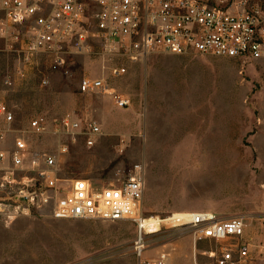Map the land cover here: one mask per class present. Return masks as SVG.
Returning a JSON list of instances; mask_svg holds the SVG:
<instances>
[{
  "label": "rangeland",
  "instance_id": "obj_1",
  "mask_svg": "<svg viewBox=\"0 0 264 264\" xmlns=\"http://www.w3.org/2000/svg\"><path fill=\"white\" fill-rule=\"evenodd\" d=\"M3 46L0 40V103L14 120L0 118L1 149L9 151L14 137L24 136L34 152L58 157L61 177L98 186L125 179L141 163L146 220L181 212L208 211L221 219L246 215V235L255 245L264 242V68L252 67L257 60L157 54L126 62L120 77L106 69L109 85L130 99L122 107L108 94L79 91L84 75H103L99 57H71L61 70L39 57L33 67L19 69ZM64 115L95 119L103 135L92 147L79 140L60 154L58 137L30 130L35 117ZM136 236L130 220L0 214V264H138ZM146 240L145 257L166 247L185 261L191 251L186 226L168 223ZM219 247L199 240V264H217L211 252ZM253 264H264V257Z\"/></svg>",
  "mask_w": 264,
  "mask_h": 264
},
{
  "label": "built area",
  "instance_id": "obj_2",
  "mask_svg": "<svg viewBox=\"0 0 264 264\" xmlns=\"http://www.w3.org/2000/svg\"><path fill=\"white\" fill-rule=\"evenodd\" d=\"M0 40L2 50L17 58L19 69L33 67L39 57H45L53 70L67 68L74 56L99 57L103 75H84L79 91L108 94L127 107L130 99L109 85L106 69L120 77L127 73L126 62H145L157 54L264 59V0H0ZM0 118L14 120L4 103ZM29 127L35 134L58 137L60 154L79 140L92 147L103 135L95 119L71 115L51 121L38 116ZM58 163L55 154L34 152L21 135L14 137L9 151L0 148V214L7 219L130 220L137 225L133 250L138 264H168L171 252L166 247L155 256H144L146 236L166 224L158 231L144 226L143 164L135 165L123 180L98 186L86 178L61 177ZM176 224L172 226L191 231L194 264H199L202 239L220 245L211 252L217 264H253L264 257V242L255 245L245 233L246 215L221 219L208 211L189 212Z\"/></svg>",
  "mask_w": 264,
  "mask_h": 264
},
{
  "label": "bare ground",
  "instance_id": "obj_3",
  "mask_svg": "<svg viewBox=\"0 0 264 264\" xmlns=\"http://www.w3.org/2000/svg\"><path fill=\"white\" fill-rule=\"evenodd\" d=\"M189 214V212H181V213H177V215H175L172 218L166 219V220H161V219H155V218H151L149 220H145L144 226L147 228V230H149L151 228H155L157 229V231L159 230V226H161L162 222L163 224H171V225H177L176 223L179 222L180 219L187 217V215ZM156 231V230H153Z\"/></svg>",
  "mask_w": 264,
  "mask_h": 264
},
{
  "label": "crops",
  "instance_id": "obj_4",
  "mask_svg": "<svg viewBox=\"0 0 264 264\" xmlns=\"http://www.w3.org/2000/svg\"><path fill=\"white\" fill-rule=\"evenodd\" d=\"M258 63H256L255 65H252V67H256V68H264V60L263 61H260V60H257ZM251 68V67H249ZM240 71V70H239ZM191 238V237H190ZM192 243V242H191ZM187 261L181 259V258H177L173 253L170 255V258H169V261H168V264H194V260H193V247H192V244H191V251L188 252L187 254Z\"/></svg>",
  "mask_w": 264,
  "mask_h": 264
}]
</instances>
